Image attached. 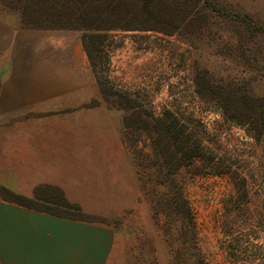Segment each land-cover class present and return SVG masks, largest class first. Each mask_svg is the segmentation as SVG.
Returning <instances> with one entry per match:
<instances>
[{
  "label": "rangeland",
  "instance_id": "374dc122",
  "mask_svg": "<svg viewBox=\"0 0 264 264\" xmlns=\"http://www.w3.org/2000/svg\"><path fill=\"white\" fill-rule=\"evenodd\" d=\"M172 1L156 5L173 13L156 23L163 32L97 38L85 89L0 125L13 136L0 142V198L4 187L111 228L110 264H264V114L260 137L243 122L264 112V0ZM37 7L0 0V21L61 24L20 17ZM156 117L174 122L177 138L200 140L203 159L189 163L174 146L183 165L161 163ZM177 189L194 236L169 211Z\"/></svg>",
  "mask_w": 264,
  "mask_h": 264
},
{
  "label": "crops",
  "instance_id": "0c3cea01",
  "mask_svg": "<svg viewBox=\"0 0 264 264\" xmlns=\"http://www.w3.org/2000/svg\"><path fill=\"white\" fill-rule=\"evenodd\" d=\"M89 81L79 32L15 29L0 21V125L20 110L79 92ZM11 136L0 131V142ZM113 241L105 225L0 198V264H110Z\"/></svg>",
  "mask_w": 264,
  "mask_h": 264
},
{
  "label": "trees",
  "instance_id": "16d2710c",
  "mask_svg": "<svg viewBox=\"0 0 264 264\" xmlns=\"http://www.w3.org/2000/svg\"><path fill=\"white\" fill-rule=\"evenodd\" d=\"M18 2L24 1L29 4L33 2L35 4H41V7L36 9L22 10L19 12L20 17L29 22H39L41 20H55L60 22V25L54 27L44 26H28L24 28L28 29H68L75 30L80 33V40L82 46L86 52L88 64L91 67H95L94 57L96 52L99 50L100 42L97 38H103L106 36L108 31L111 30H142V31H161L163 32L162 26H157L156 23L162 24L165 19L164 16L172 17V12L169 8L164 9L162 7H156L160 0H17ZM172 1V0H170ZM175 1V0H174ZM172 1V2H174ZM181 1V0H179ZM190 1V0H182ZM215 3V2H214ZM185 4V3H184ZM185 6V5H184ZM215 8L212 7V9ZM140 21L139 26H133L130 21ZM63 21V22H62ZM98 42V43H97ZM250 118L243 120L244 123H249L250 129L260 137L261 130L258 126V118L263 117L264 112L262 110L251 111ZM232 119L241 121V117L238 112L232 111L230 113ZM124 125L127 118L123 119ZM176 125L174 122L167 123L161 118L156 117L154 123V130L156 131V146L158 145L163 149L164 155L158 157L161 163H169L171 166L174 161H179L177 166L183 165L180 162V158L176 154V149L187 159V162L192 163L196 160H201L205 156L204 145L200 140L195 139L190 143V140L177 138L178 131L175 130ZM175 143V145L173 144ZM176 146V149L173 148ZM156 154H159L156 151ZM179 154V155H180ZM176 165V164H175ZM174 165V166H175ZM173 166V167H174ZM168 172V171H167ZM165 174H168L165 172ZM244 180V178H243ZM246 185L244 186V189ZM9 196V199L23 204L25 206L34 207L36 209L44 210L50 213L63 215L70 218H75L83 221H88L83 218L74 217L67 213L55 211L53 209H42L35 207L31 198L16 194L7 188H2ZM58 194L62 197L61 191L55 188ZM46 194H42L43 199ZM49 199V198H48ZM175 208L172 210L169 207V211L173 215H181L187 220L189 230L192 235H195L194 227L192 226V217L189 205L183 196L182 192L177 189L174 194ZM49 201H51L49 199ZM51 203L56 204L54 201Z\"/></svg>",
  "mask_w": 264,
  "mask_h": 264
}]
</instances>
